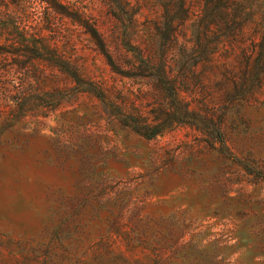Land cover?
I'll list each match as a JSON object with an SVG mask.
<instances>
[{"label": "rangeland", "instance_id": "obj_1", "mask_svg": "<svg viewBox=\"0 0 264 264\" xmlns=\"http://www.w3.org/2000/svg\"><path fill=\"white\" fill-rule=\"evenodd\" d=\"M59 1L134 76L113 72L83 27L39 0H0V46L9 51L0 79V264H264V72L247 93L231 82L264 37V0H243L250 19L233 32L223 19L240 14L219 7L213 22L205 0H187L170 55L178 99L220 119L221 137L202 122L152 139L125 119L136 109L152 119L167 97L156 73L130 70L140 62L123 40L157 61V30L175 0ZM183 46L206 51L176 68ZM54 54L108 102L81 91L85 84L52 65Z\"/></svg>", "mask_w": 264, "mask_h": 264}, {"label": "trees", "instance_id": "obj_2", "mask_svg": "<svg viewBox=\"0 0 264 264\" xmlns=\"http://www.w3.org/2000/svg\"><path fill=\"white\" fill-rule=\"evenodd\" d=\"M39 1L43 3L47 9H52V11L55 13L66 16L83 27L86 33L89 34L91 39L95 42L98 49L104 56L107 65L113 72L125 77L134 76L127 71H121L118 68L114 59L109 54L103 38L88 20L83 19L78 14L72 15L71 13H68L67 7L61 4L59 0ZM219 7H221L223 10L231 9L234 10L235 13L240 14V17H237V15L230 20L223 19V22H225V26L228 28L229 32H233L234 30L239 31L245 24H247L248 20L250 19V17H248V13L250 12L246 11L247 7L245 6V3H243V0H205L203 12L206 13V17H209L213 22H216V14ZM189 15L190 11L187 6V0H175L172 7H165L164 28L162 31L160 29L157 30L160 32L159 41L155 42L154 44L158 52L157 61H153L151 58L145 57L143 51L140 48L130 45L127 34L124 35L125 39L123 42L125 49L128 52L138 56L140 62L138 66L132 65L133 67L131 66L130 70L134 69L156 73V77H158L161 87L163 88L167 97V103L164 104V107L161 106L159 108L158 113L154 112L156 115H154L152 119L145 117L137 109L135 115L133 114L129 117H126L125 126L130 128V130L135 134L145 139H152L156 136H160L166 131L172 130L174 126L189 125L199 127V124H202V122L210 123L212 126L216 127L217 132L221 137L220 127L223 123L220 121V119L216 121L213 116L201 115L192 110L189 104L183 103L178 99V81L177 76L174 73V67L170 64V55L172 54L173 46L178 39V28L189 19ZM242 16H246L247 18H243ZM215 25L217 26V23H215ZM3 30H5V25L0 23V34L3 33ZM126 39L128 43L126 42ZM33 48H35V51L38 52L37 56H41L39 52H41L43 49L42 46ZM205 48L206 46L202 47L199 51H197L198 53H196L194 48L188 50L185 46H183L181 48V52L185 59L183 62L177 61L175 63V61H173L175 67L184 68V66L188 64V60L191 62V66L198 64V61L195 59V57L199 54H204L206 51ZM211 53L213 54L214 52ZM4 54H9V51H4V48L0 46V79L3 76V73L6 72V66H8L5 64ZM252 57V60L251 57H248L246 66L241 73L240 79L234 77L235 79L231 80L233 89L236 92L247 93L258 86L261 75L264 72V37L260 43L253 44ZM50 60L54 67H59L61 71L65 72L68 77L78 85L82 86L85 84L86 87L81 89V91L92 94L103 102H108L102 90L98 89L91 83H83L77 73L68 67L67 63L64 64L59 61L56 54H54ZM176 64H181V67H177ZM3 91L5 92L6 90ZM21 93L25 94L23 91H21ZM61 100L62 99L60 97L56 99V104H54L55 108L59 106ZM29 102V99L24 97L19 106L23 110V108L29 104ZM168 102L176 104L177 110L175 113H170V110L167 107ZM111 105L112 104L109 106ZM220 142L225 147V143L222 139ZM47 261L49 263L51 262L50 255L48 256Z\"/></svg>", "mask_w": 264, "mask_h": 264}]
</instances>
